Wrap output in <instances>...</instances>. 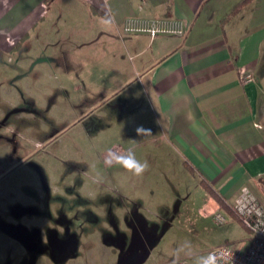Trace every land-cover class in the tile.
<instances>
[{
    "label": "rangeland",
    "instance_id": "rangeland-1",
    "mask_svg": "<svg viewBox=\"0 0 264 264\" xmlns=\"http://www.w3.org/2000/svg\"><path fill=\"white\" fill-rule=\"evenodd\" d=\"M67 3L50 33L0 51V264H105L107 251L88 241L103 232L119 243L124 227L150 250L142 264H195L212 246H240L247 231L233 214L220 210L226 221L217 223L198 213L205 188L179 167L170 175L149 164L147 99L120 85L127 74L109 70L116 61L101 56V20ZM138 126L151 135L138 136ZM109 149H132L149 168L137 177L108 167Z\"/></svg>",
    "mask_w": 264,
    "mask_h": 264
},
{
    "label": "crops",
    "instance_id": "crops-1",
    "mask_svg": "<svg viewBox=\"0 0 264 264\" xmlns=\"http://www.w3.org/2000/svg\"><path fill=\"white\" fill-rule=\"evenodd\" d=\"M67 1L81 5L90 21L101 20V56L111 54L116 61V68L113 64L108 69L127 74L120 85H135L147 99L154 120L152 144L144 154L149 164L171 167L170 175L172 167H179L177 173L185 181L195 186L198 182L203 190L204 178L226 202L233 201L243 185L261 200L264 0H146L143 8L139 0H0V51L21 49L30 38L50 33ZM52 6L59 10L52 11ZM137 15L181 19L185 32L153 37L124 33V18ZM242 71L251 73L252 81L243 83ZM205 192H198L196 206L202 218H214L220 210L233 214ZM191 196L187 190L184 199ZM128 229H122L126 237L119 243L111 242L114 235L101 232L87 245L107 251L101 263L142 264L150 250L141 239L135 241L134 228L129 239Z\"/></svg>",
    "mask_w": 264,
    "mask_h": 264
},
{
    "label": "built area",
    "instance_id": "built-area-1",
    "mask_svg": "<svg viewBox=\"0 0 264 264\" xmlns=\"http://www.w3.org/2000/svg\"><path fill=\"white\" fill-rule=\"evenodd\" d=\"M140 8L146 0H139ZM124 33H146L151 37L157 34L183 35L185 22L178 18H159L146 16H128L122 22ZM249 72L240 73L243 83L252 81ZM228 208L246 229L248 238L240 246L233 244H218L210 247L205 255L216 253L219 264H264V203L246 185L241 186L237 195L231 202H227ZM217 223L226 221L221 212L214 213ZM204 255V256H205ZM176 264H184L176 261Z\"/></svg>",
    "mask_w": 264,
    "mask_h": 264
},
{
    "label": "clouds",
    "instance_id": "clouds-1",
    "mask_svg": "<svg viewBox=\"0 0 264 264\" xmlns=\"http://www.w3.org/2000/svg\"><path fill=\"white\" fill-rule=\"evenodd\" d=\"M135 131L138 136L151 135V130L145 129L143 126H138ZM104 164L108 167L118 165L137 177L141 176L149 168L148 162L138 160L132 149H128L123 154L109 149ZM219 259L216 253H209L205 256H198L195 259V264H219ZM172 264H176V261L173 260Z\"/></svg>",
    "mask_w": 264,
    "mask_h": 264
},
{
    "label": "trees",
    "instance_id": "trees-1",
    "mask_svg": "<svg viewBox=\"0 0 264 264\" xmlns=\"http://www.w3.org/2000/svg\"><path fill=\"white\" fill-rule=\"evenodd\" d=\"M189 171L194 173V169L190 165H186ZM201 185L207 190V192L216 199V201L220 204L221 207L228 208L227 202L225 199L207 182L204 178L200 180Z\"/></svg>",
    "mask_w": 264,
    "mask_h": 264
}]
</instances>
